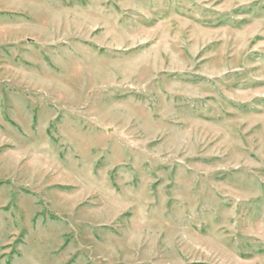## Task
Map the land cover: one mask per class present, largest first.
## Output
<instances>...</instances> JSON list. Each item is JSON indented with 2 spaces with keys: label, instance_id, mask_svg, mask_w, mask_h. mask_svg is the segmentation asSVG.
I'll use <instances>...</instances> for the list:
<instances>
[{
  "label": "rangeland",
  "instance_id": "obj_1",
  "mask_svg": "<svg viewBox=\"0 0 264 264\" xmlns=\"http://www.w3.org/2000/svg\"><path fill=\"white\" fill-rule=\"evenodd\" d=\"M0 264H264V0H0Z\"/></svg>",
  "mask_w": 264,
  "mask_h": 264
}]
</instances>
